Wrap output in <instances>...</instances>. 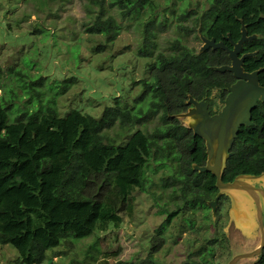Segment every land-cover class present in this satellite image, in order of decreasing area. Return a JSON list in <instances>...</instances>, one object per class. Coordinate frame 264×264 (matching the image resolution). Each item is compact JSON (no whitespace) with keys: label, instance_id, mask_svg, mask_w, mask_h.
<instances>
[{"label":"trees","instance_id":"trees-1","mask_svg":"<svg viewBox=\"0 0 264 264\" xmlns=\"http://www.w3.org/2000/svg\"><path fill=\"white\" fill-rule=\"evenodd\" d=\"M155 1L89 0V22L83 31L104 38L92 53H103L122 31L111 13L117 8L140 29L137 56L151 59L146 65L148 77L138 82L140 93L115 96L99 116L76 108L60 113L59 98L78 82L77 75H45L32 57L18 59V65L6 70L0 63V243L17 251L15 264H42L47 251L61 242L72 244L119 226L124 214H133L137 191L156 201L150 188L161 170L167 176L161 178V188L171 187L170 197L182 203L173 210L159 208L158 212L167 213L159 234L177 213L205 211L215 196V176L193 168V163H205L204 140L173 114L187 109L189 94L198 100L208 97L212 89L230 80L231 73L215 69L225 57L211 50L199 52L184 37L160 47L159 35L171 25L165 14L171 12L173 18L175 10L159 9ZM205 1L208 6L203 11H191L192 23H174L176 31L185 36L195 33L197 39L198 25L202 32L203 27L218 25L233 32L232 23L223 24L220 18L233 20L237 15L262 33V50L247 58L249 69L264 67V0ZM192 13H184L181 20ZM210 18L217 22L205 21ZM44 30L36 23L26 32L40 42L43 36L38 35ZM73 46L76 64L82 66L79 47ZM252 119L254 123L242 126L233 143L222 172L224 181L264 171V102L252 110ZM157 247L152 245V250ZM86 257L83 264H133L121 259L111 263L107 256ZM143 261H152L151 251Z\"/></svg>","mask_w":264,"mask_h":264},{"label":"rangeland","instance_id":"rangeland-1","mask_svg":"<svg viewBox=\"0 0 264 264\" xmlns=\"http://www.w3.org/2000/svg\"><path fill=\"white\" fill-rule=\"evenodd\" d=\"M155 3L159 9L168 6L175 10L173 18L171 12L165 14L171 25L160 33V47L167 46L173 38L184 37L189 46L198 48L200 42L193 36L195 33L185 36L183 32L176 31L174 23H192L194 14L191 11L196 8L203 11L206 1L156 0ZM88 4L89 0H0V63L5 70L18 59L32 57L45 75L80 77L59 98L61 114L69 108H76L99 116L115 96L124 92H130L131 97L138 95L141 91L139 80L148 77L146 65L151 59L136 53L140 29L134 27L132 19L124 17L117 8L111 13L122 25V31L103 53L91 52L92 47L103 42L104 38L83 31L84 24L89 22ZM184 13L192 14L181 20ZM36 23H41L45 29L42 35H38L43 36L40 42V38L26 32L32 31ZM74 43L84 59L82 66L76 64ZM39 52L41 54L35 57ZM133 80L136 84H132ZM173 157L172 152L169 158H176ZM165 177L163 170L154 177L150 191L155 192L156 201L149 194L137 191L133 214H124L119 226L98 231L84 239H75L72 244L61 242L47 251L42 264H83L88 261V254L96 255L97 260L107 256L111 263L121 259L133 264L140 261L142 264H179L188 252L204 243L214 246L218 264H226L232 253L248 251L258 243L259 232L255 234L252 230L244 234L232 222L227 223L231 206L228 196L216 204L217 221L212 219L209 207L205 211L179 212L159 234L158 230L167 216V213L158 212L159 208L165 205L168 210H173L178 203H182L170 197L171 187L161 188V178ZM249 210L253 215V206ZM152 245H158V249L151 253L152 261L145 262L143 260L149 255ZM17 255L13 247L0 243V264H15Z\"/></svg>","mask_w":264,"mask_h":264},{"label":"water","instance_id":"water-1","mask_svg":"<svg viewBox=\"0 0 264 264\" xmlns=\"http://www.w3.org/2000/svg\"><path fill=\"white\" fill-rule=\"evenodd\" d=\"M200 32V28L198 29ZM200 38L203 44L199 52L207 47H222L227 49L230 64L215 66L219 71H230L236 77V81L227 87L228 94L219 103L223 107L217 112L210 114L207 102L204 99H196L189 94L188 108L180 113L173 114L180 119L194 134L200 136L205 143L206 160L203 165L193 163V168L200 172L210 171L215 176L217 193L208 206L213 214L216 211L218 199L225 195L230 199L229 218L242 233H251L259 228L260 237L258 243L249 251L235 254L228 264H235L240 259L253 258L264 248V206L260 196L264 199V188L254 183L261 180L264 182V171L259 174L243 173L236 175L230 181L222 179L225 163L232 154L231 148L236 139L239 127L251 124V112L257 106L258 101L264 102V86L259 83V73L262 67L247 71L243 67L246 56L255 55V52L238 55L241 44L247 37L244 25L241 29V37L233 42L234 48L229 49L222 42L207 39L202 34ZM254 208L252 215L249 208Z\"/></svg>","mask_w":264,"mask_h":264},{"label":"flooded vegetation","instance_id":"flooded-vegetation-1","mask_svg":"<svg viewBox=\"0 0 264 264\" xmlns=\"http://www.w3.org/2000/svg\"><path fill=\"white\" fill-rule=\"evenodd\" d=\"M229 14H228V16H229ZM233 15H235L234 12H233ZM205 21L206 22H210V21L217 22V18L216 19L215 18L205 19ZM220 22H222L223 24H225V22L227 24L232 23L231 28H232L233 32L230 31V30H228L224 25L222 27L218 25V26H216V28L203 27L204 30L202 32V26L201 25H198L197 31L200 28V32L198 31L200 45H199V47L197 49L199 50V48L203 44V41L200 38V34H202L207 39H214L215 42H222L229 49H233L234 48L233 42H237L240 39L242 25H244L245 30H246L247 37H251V38H248V39L244 40V42L241 44L240 50L238 51V55L239 56H242L245 53L255 52V55L246 56L245 59H244V61H243V64L242 65H243L244 69L247 70V71H252V70L261 68V67H255V68L249 69L250 66H251V64L249 63L250 61H247V58H249V57H255V56H257L261 52V50H262L261 48L262 47L260 46L261 45V41L259 40V38L261 37V34L262 33L261 32L260 33L256 32V30L254 29V27L252 26V23L250 21H244L242 18L237 17V15H236V17L233 20L231 18H220ZM237 22L239 23V25H238V33H236V30H237ZM208 24L209 23H207V26H211V25H208ZM205 50H211V51L214 52L215 55L225 57V60L220 65L230 64V58H229V53H228L227 49H224L222 47L213 48V47L209 46L206 49H204L203 51H205ZM263 56H264V54H263ZM253 63H255V62H253ZM262 68L263 69H262V71H260V73H262L264 71V67H262ZM221 72H223V73L224 72L231 73L230 80L229 81H226L223 87H216V88L212 89V91H211V93H210V95L208 97L204 96V97L201 98V99L206 100V102H207V108H208L210 114L217 113L223 107V104H220L219 103L220 99H224L226 97V95L228 94L227 87L229 85H231L232 83H234L237 80L236 77L232 74V72L227 71V70L221 71ZM260 73H259V83L264 86V76L261 77L260 76ZM258 103H259V101L257 102V105H258ZM253 123L254 122H253V119H252V112H251V124H249V125H242V126H250ZM242 126L239 127V131L242 128ZM239 131H238V134H239ZM192 133H193V131H192ZM194 135H196V134H194ZM196 136H198V135H196ZM254 184L257 185V186H261V187L264 188V182L261 181V180L255 182ZM224 196L225 195L221 196L218 199L217 205H218L219 201ZM260 199H261V202H262V204L264 206V199L262 198V196H260ZM210 211H211V217H212V219L215 220V221H217V219H216L217 218L216 212H215V214H213L211 208H210ZM187 212H189V211H184L183 213H187ZM228 217H229V215H228ZM263 220H264V217H263ZM227 223H230V219H228ZM232 225H234V223ZM254 232H255V234L258 233V232L260 233L259 228L256 229V230H254ZM202 246H203V244H200L194 250L188 252L185 255V258L182 259L179 262V264H218L217 263V258H216L217 254L215 252L214 246H212V245L209 246L208 244L205 245L204 247H202ZM253 248H254V246H253ZM157 249H158V247H157ZM251 249H249V250H251ZM156 250L153 251L152 250V247L150 248L151 253H154ZM220 251L221 252L223 251L222 247L220 248ZM240 252H242V251H236V252L232 253L229 256V259L226 262V264H228L229 260L235 254L240 253ZM235 264H264V248L255 257H253V258H247V259H240Z\"/></svg>","mask_w":264,"mask_h":264}]
</instances>
